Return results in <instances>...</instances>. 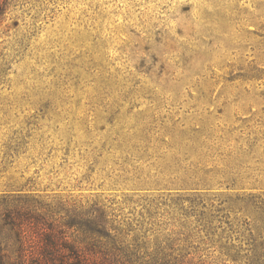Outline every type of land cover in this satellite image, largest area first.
I'll list each match as a JSON object with an SVG mask.
<instances>
[{"label":"rangeland","instance_id":"374dc122","mask_svg":"<svg viewBox=\"0 0 264 264\" xmlns=\"http://www.w3.org/2000/svg\"><path fill=\"white\" fill-rule=\"evenodd\" d=\"M0 6V193L115 264H264V0Z\"/></svg>","mask_w":264,"mask_h":264},{"label":"trees","instance_id":"16d2710c","mask_svg":"<svg viewBox=\"0 0 264 264\" xmlns=\"http://www.w3.org/2000/svg\"><path fill=\"white\" fill-rule=\"evenodd\" d=\"M92 247L91 243L81 246L64 238L63 231L48 225L29 199L0 193V264H115L107 257H97ZM263 257L264 250L257 258ZM146 263L188 264L172 261L167 254Z\"/></svg>","mask_w":264,"mask_h":264}]
</instances>
